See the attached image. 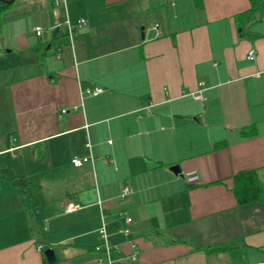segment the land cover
<instances>
[{
    "label": "crops",
    "instance_id": "obj_1",
    "mask_svg": "<svg viewBox=\"0 0 264 264\" xmlns=\"http://www.w3.org/2000/svg\"><path fill=\"white\" fill-rule=\"evenodd\" d=\"M53 2L16 0L0 22V56L21 60L0 72V171L34 186L27 210L0 177V264H49L47 248L98 264L101 208L133 219L130 235L106 225L116 264H264V201L232 190L241 170L264 182V8L248 24L250 0ZM66 18L87 24L70 38ZM88 140L94 160L76 167Z\"/></svg>",
    "mask_w": 264,
    "mask_h": 264
},
{
    "label": "trees",
    "instance_id": "obj_2",
    "mask_svg": "<svg viewBox=\"0 0 264 264\" xmlns=\"http://www.w3.org/2000/svg\"><path fill=\"white\" fill-rule=\"evenodd\" d=\"M16 1V0H15ZM251 8L242 14L246 17V23H253L259 10L264 8V0H250ZM52 2V0H51ZM10 5L0 1V13L4 12L5 9ZM243 23V21H242ZM243 25H245L243 23ZM244 27V26H243ZM40 38V37H39ZM53 40H40L37 47V57L43 58L45 51L49 43ZM21 64L20 57L17 53L12 52L0 56V72L15 68ZM0 177L9 180L22 194L25 201L27 210L30 209L31 202V189L34 187L28 179L22 175L16 174L11 168H5L0 171ZM233 193L237 200L238 205L248 204L252 202L264 201V182L259 180L258 173L256 170H241L233 176Z\"/></svg>",
    "mask_w": 264,
    "mask_h": 264
},
{
    "label": "built area",
    "instance_id": "obj_3",
    "mask_svg": "<svg viewBox=\"0 0 264 264\" xmlns=\"http://www.w3.org/2000/svg\"><path fill=\"white\" fill-rule=\"evenodd\" d=\"M53 4H54L53 13L55 15H56V8L58 6L60 7V6L65 5L64 0H54ZM62 24H63V26L66 27L68 36L70 38H72L74 29L77 27H81V26L86 25L87 22L85 19H78L76 21V25H73L70 22V20L68 18H66ZM57 26L61 27L62 25L58 24ZM155 27H157V25ZM33 30H34L36 36H38L40 38H44L45 36H47V34H49L48 29H45L42 26H35ZM256 56H257V53H256L255 49H250L247 53V59L250 61H255ZM57 58H60V55H57ZM102 91H103V89L100 87H94V88L87 87V88L82 90V92H83L82 94L88 95V96H97ZM197 97L202 99L201 95H199ZM62 112L63 113L66 112V109H63ZM85 147L88 150V154L83 156V157H75L72 160L74 166L78 167V166H82L84 163L93 162L94 158L91 154L92 145H91L89 140L86 142ZM131 193H132V190L129 187L125 186L122 189L120 197L122 199H124L127 196H129ZM99 203H101V201H99ZM78 207H79V205H76V204L71 202L67 206V211H70V212L75 211ZM102 211H103V208H101L102 225L98 229L100 242L95 246V249L101 253V257L98 259V264H116V261H117L116 253L119 251V246H118V244H113L110 241V235L107 231L106 225L108 222H110L116 218H123L124 219L123 220L124 225H123V227L119 228L118 232L121 234H124V235H130L131 234L130 225L133 223V219L124 210H120L119 212H117L115 217H106L104 215V212H102ZM42 249H43L42 246H37V250L41 251ZM132 259H135V255H133Z\"/></svg>",
    "mask_w": 264,
    "mask_h": 264
},
{
    "label": "water",
    "instance_id": "obj_4",
    "mask_svg": "<svg viewBox=\"0 0 264 264\" xmlns=\"http://www.w3.org/2000/svg\"><path fill=\"white\" fill-rule=\"evenodd\" d=\"M0 1H2V2L8 4V5H11L15 0H0ZM60 30H61V29H60L59 26H57V27L53 30V32H52V36H53V38H56V37H57V35L59 34ZM170 169H171L175 174H180V173H181V167H180V165H173V166H171ZM44 255H45V257H46V259H47V262H48L49 264H54V263H55V261H56L55 252H54V250H53L52 248H47V249L44 251Z\"/></svg>",
    "mask_w": 264,
    "mask_h": 264
},
{
    "label": "rangeland",
    "instance_id": "obj_5",
    "mask_svg": "<svg viewBox=\"0 0 264 264\" xmlns=\"http://www.w3.org/2000/svg\"><path fill=\"white\" fill-rule=\"evenodd\" d=\"M16 5V4H15ZM5 17H7V14H5L4 12L0 13V22H4ZM8 155H4L0 157V163L4 162V160L8 159Z\"/></svg>",
    "mask_w": 264,
    "mask_h": 264
}]
</instances>
